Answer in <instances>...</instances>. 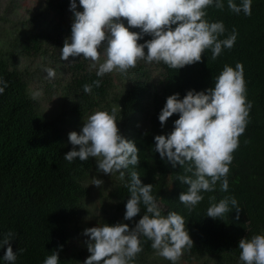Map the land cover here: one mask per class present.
<instances>
[{
  "label": "trees",
  "instance_id": "1",
  "mask_svg": "<svg viewBox=\"0 0 264 264\" xmlns=\"http://www.w3.org/2000/svg\"><path fill=\"white\" fill-rule=\"evenodd\" d=\"M76 2L77 10L82 11L79 0ZM222 2L223 10L207 8L206 19L223 22L226 31L220 39L227 38L233 29L237 39L216 60L211 59V50H206L201 62L179 70L170 69L163 62H152L159 73L155 76L148 68L149 63L141 60L127 74L112 72L120 80L115 87L111 73L98 77V69H89L83 59L71 57L72 62L63 70L69 74L60 85L64 98L71 101L63 113L79 118L89 112L110 113L115 107L121 135L139 149L138 166L124 169L123 179L119 172L114 173L116 179L109 192L113 211H105L104 223L122 222L134 228L146 211L141 204L140 214L132 220L123 219L130 196L127 184L130 173L136 171L143 184L153 185L151 194L162 215L176 212L185 218L193 247L185 250L184 257L211 259L214 264H244L239 259L240 239L264 234V0H252L250 16L233 13L228 0ZM233 2L240 5L242 0ZM72 17L70 0H42L21 23L24 25L21 34L9 31L0 39V77L8 82L0 94V239L9 231L16 234L10 241L13 251H17L15 264H43L53 251L59 252L60 264L78 263L76 255L68 254L69 224L82 215L89 195L85 178L96 163L92 157L87 161L77 158L72 163L64 159L73 147L61 127L64 118L62 114L60 118L47 117L41 112L20 68L22 58L46 52L42 42L60 41L57 47L61 54L64 40L71 34ZM150 39L151 36L144 35L138 43ZM237 63L243 65L247 100L253 106L229 165V188L221 191L218 181L215 190L202 192L204 199L189 210L179 201L188 185L177 180V176L191 174L185 173L179 164L173 168L166 157L161 159L154 150V137L170 134L179 114H173L163 126L159 115L168 96L179 93L183 99L189 90H206L214 86L225 65L235 68ZM98 79L101 85L96 87L93 81ZM85 84L92 85L90 93L84 91ZM224 197H235L238 201L241 208L238 220L235 209L223 220L206 215L211 204ZM141 239L143 251L134 264H150L156 250L150 240ZM6 248L7 245L0 247V264H6L3 260ZM19 249L24 251L21 253Z\"/></svg>",
  "mask_w": 264,
  "mask_h": 264
},
{
  "label": "clouds",
  "instance_id": "2",
  "mask_svg": "<svg viewBox=\"0 0 264 264\" xmlns=\"http://www.w3.org/2000/svg\"><path fill=\"white\" fill-rule=\"evenodd\" d=\"M251 5L252 0H242L240 5L228 0V8L236 14L243 12L250 16ZM79 6L82 11L77 10L76 0H70L73 22L71 34L65 38L61 49V60L82 57L92 61L95 67L103 49L106 59L99 63L98 77L113 71L127 74L141 60L163 62L170 69L179 70L201 62L206 50H211L214 61L225 48L231 49L237 39L235 29L227 38L220 39L226 31L223 22L206 19L207 8L214 6L223 10L222 0H79ZM130 28L140 31H130ZM144 35L152 39L138 43ZM44 70L48 78L55 77L52 68ZM243 72L240 63L235 68L225 65L215 78L214 86L201 91L189 90L183 99L179 98V93L168 96L159 115L163 126L173 114H179L170 134L154 137V150L161 159L166 157L173 168L179 164L185 173L191 174L177 176V180L188 185L187 191L179 195V201L189 210L204 199L202 192L214 191L218 181L221 191L226 192L229 188V165L253 106L247 100ZM93 84L99 87L101 80H95ZM7 87V80L0 77V94ZM91 90L92 85H84L86 93ZM39 95V92L33 93L32 99ZM117 112L115 107L110 113L97 111L88 117L79 133L71 131L68 142L73 147L64 159L72 163L77 158L80 161L96 158L100 173L119 172L121 179L125 175L124 169L130 165L138 166L139 149L121 135ZM91 184L101 187L103 181L94 179ZM152 186L143 184L136 171L130 173L127 184L130 196L123 219L132 220L140 214L141 204L146 211L134 228L121 222L85 229L84 235L89 238L87 250L91 255L83 264H134L143 251L142 237L150 240L157 254L172 264H177L185 250L193 247L185 218L176 212L162 215L151 194ZM233 209L238 220L241 210L238 201L235 197H224L218 203H212L206 215L223 220ZM15 236L9 231L0 239V247L7 245L3 255L6 264H15L17 260V251H13L10 243ZM238 248L241 250L239 259L244 264H264V234L241 238ZM43 264H60L59 252L53 251Z\"/></svg>",
  "mask_w": 264,
  "mask_h": 264
},
{
  "label": "rangeland",
  "instance_id": "3",
  "mask_svg": "<svg viewBox=\"0 0 264 264\" xmlns=\"http://www.w3.org/2000/svg\"><path fill=\"white\" fill-rule=\"evenodd\" d=\"M42 0H0V39L4 37L9 31H15V34H21L24 29V25L21 23L30 17L35 9L38 7ZM127 26V21H123ZM27 28V27H26ZM21 29L20 31H17ZM135 28H130V31H134ZM62 42V41H61ZM60 41L55 44L53 41L42 42L43 49L46 50L44 54L32 55L26 59H21L20 68L24 70V74L28 83V89L32 95L35 92H39L40 95L36 98L41 112L47 117L59 116L64 118L61 127L65 134H69L71 131L80 132L84 122L88 117L95 113L89 112L82 117L73 118L68 117V114L63 113V110L69 109L71 101L66 100L61 91L60 83L64 82V79L69 74V71L64 72L67 65L72 62L70 57L68 61L61 60V54H59ZM101 51L100 61L93 66V62L86 60L85 66L89 69H98L99 63H103L106 59L103 49ZM45 68H52L55 71L54 78H48ZM148 68L151 69L153 76L159 74L158 70L153 64L149 63ZM112 74V72H111ZM112 82L115 87L119 85L120 80L116 77V74L111 75ZM113 96V95H112ZM60 118V116H59ZM96 163V158H94ZM94 179H101L103 185L97 187L92 185ZM116 179L114 174L105 175L100 173L97 169V164L94 169L89 172L85 178V184L89 187V195L85 198L82 215L74 218L69 224V246L68 254H74L78 258L77 264H83L86 258L91 255L87 250L88 237L84 235V230L87 228L104 224L103 216L105 211L113 209L111 208L112 200L109 192L112 189L113 181ZM150 264H172L171 261L159 256L157 252L150 257ZM177 264H214L211 259H196L186 258L184 254L177 262ZM243 264V263H236Z\"/></svg>",
  "mask_w": 264,
  "mask_h": 264
}]
</instances>
